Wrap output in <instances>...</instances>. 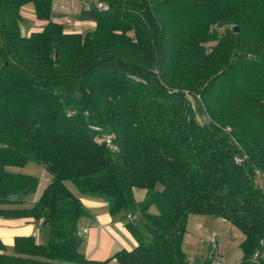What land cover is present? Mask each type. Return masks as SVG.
Masks as SVG:
<instances>
[{
	"label": "trees",
	"instance_id": "1",
	"mask_svg": "<svg viewBox=\"0 0 264 264\" xmlns=\"http://www.w3.org/2000/svg\"><path fill=\"white\" fill-rule=\"evenodd\" d=\"M27 2L46 19L29 33ZM89 3L82 32L52 19V0H0V216L48 230L15 236L13 254L0 238V264H102L80 250L88 211L67 181L121 216L137 245L120 264H210L187 256L190 215L236 226L237 264H264V0ZM29 162L46 181L8 168Z\"/></svg>",
	"mask_w": 264,
	"mask_h": 264
},
{
	"label": "crops",
	"instance_id": "2",
	"mask_svg": "<svg viewBox=\"0 0 264 264\" xmlns=\"http://www.w3.org/2000/svg\"><path fill=\"white\" fill-rule=\"evenodd\" d=\"M21 14V28L25 33H29L31 30L40 29L46 22V19L38 18L35 15L34 6L31 2H27L22 6ZM61 14H63L62 11L53 10L52 19H54L56 15ZM78 22L81 25H95V21L90 18H80ZM70 190L79 197L83 206L88 211L79 222L80 232L83 233L84 229L87 230L80 250L88 259L102 262V264H120L117 259L113 257L114 254L121 249L131 250L137 245L136 240L126 228L121 216L111 215L108 210L107 202L102 198L82 196L77 194L73 189ZM134 190H144L141 199L143 200L145 196V189L136 188ZM191 216L192 215L189 216L188 222ZM203 220L204 219L201 218L195 220L198 228L201 227V222ZM36 233L34 222H32L31 218H3L0 216V238L5 244L13 242L15 236L34 235L36 237ZM186 233H188V231ZM45 237L47 239V234H45ZM184 248L190 261H199L198 258H196L197 256L191 254L186 246H184ZM209 252L210 246L207 248V258L209 256ZM193 256L195 260L192 258Z\"/></svg>",
	"mask_w": 264,
	"mask_h": 264
},
{
	"label": "rangeland",
	"instance_id": "3",
	"mask_svg": "<svg viewBox=\"0 0 264 264\" xmlns=\"http://www.w3.org/2000/svg\"><path fill=\"white\" fill-rule=\"evenodd\" d=\"M81 0L75 1V8L74 9H67L64 11L69 17V22H63V27L66 30L71 31H86L94 28L93 25L87 24H79L80 17L78 15L79 10L81 8ZM87 3H89L91 0H85ZM76 11V12H75ZM232 26V25H231ZM231 33L230 35H232ZM217 40H213L209 43H215ZM225 108V109H224ZM219 111H226L225 105L220 107ZM202 119V118H201ZM12 171H18L22 173L27 174H33L37 176L40 180L45 178V174L41 167L35 165L33 162L27 163L23 167H17V166H11L8 167ZM255 182L259 184V186L262 188L264 192V179L260 176H257L255 178ZM66 185L73 189L77 194L82 196H87L82 193H80L77 188L70 182L67 181ZM43 186L39 185L35 193L30 194L27 198L28 204L32 203L38 196L40 195V192L42 190ZM144 190H134V197L135 200H141L143 196ZM27 204V205H28ZM150 212L156 213L157 209L155 206L150 207ZM201 218L204 219L201 222V227L198 228L196 226L197 222H195L196 219ZM36 234V241L39 243H45L47 241L45 234L48 233L47 227L42 226L39 227L36 223H34ZM188 233L184 236V246H186L191 254H194V256H197L199 261L205 260L207 257V248L210 246L211 239H217V242L219 245L222 246V255L221 259L226 264H237L241 258H242V252L239 247V243L243 238L242 231L237 228L236 226L223 221L219 219H215L208 215H192L190 217V220L188 222ZM190 233V234H189ZM201 240V242H200ZM198 242V243H196ZM5 244V243H4ZM6 252L13 254L14 248H13V242L6 243ZM194 256L192 257L194 259ZM195 260V259H194Z\"/></svg>",
	"mask_w": 264,
	"mask_h": 264
},
{
	"label": "built area",
	"instance_id": "4",
	"mask_svg": "<svg viewBox=\"0 0 264 264\" xmlns=\"http://www.w3.org/2000/svg\"><path fill=\"white\" fill-rule=\"evenodd\" d=\"M75 1L76 0H52V9L63 12V14L61 15H56L54 19L60 22H69L71 19L66 13H64V11H66L67 9H74ZM80 2H81V7L83 8H88L90 5V3H87L85 0H81ZM97 6L101 8H106V5L101 2H98ZM91 128L97 132L95 136V141H97L99 144L106 145L111 151L117 150L116 145L113 142V137L111 134L103 133L101 131V128L98 126H91ZM256 173L264 179V174H261L259 171H256ZM43 180L46 181V179H43ZM128 217L130 218L129 215ZM42 221L43 219L40 218L36 224L40 226L42 224ZM86 231L87 230L84 229L82 233L84 238H85ZM221 255H222V246L218 244L217 239L215 238L211 239L210 252L208 256L211 259L210 264H226L222 261ZM256 256L257 254L254 255V257Z\"/></svg>",
	"mask_w": 264,
	"mask_h": 264
},
{
	"label": "water",
	"instance_id": "5",
	"mask_svg": "<svg viewBox=\"0 0 264 264\" xmlns=\"http://www.w3.org/2000/svg\"><path fill=\"white\" fill-rule=\"evenodd\" d=\"M238 27L236 26L235 29H237Z\"/></svg>",
	"mask_w": 264,
	"mask_h": 264
}]
</instances>
